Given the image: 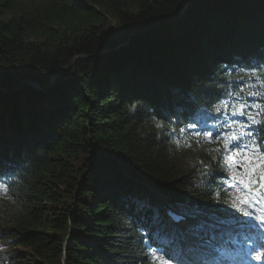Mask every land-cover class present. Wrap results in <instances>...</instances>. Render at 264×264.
<instances>
[{"label": "trees", "instance_id": "trees-1", "mask_svg": "<svg viewBox=\"0 0 264 264\" xmlns=\"http://www.w3.org/2000/svg\"><path fill=\"white\" fill-rule=\"evenodd\" d=\"M249 116L264 0H0V264H149L177 240L152 190L237 221L224 156L264 151Z\"/></svg>", "mask_w": 264, "mask_h": 264}, {"label": "snow or ice", "instance_id": "snow-or-ice-1", "mask_svg": "<svg viewBox=\"0 0 264 264\" xmlns=\"http://www.w3.org/2000/svg\"><path fill=\"white\" fill-rule=\"evenodd\" d=\"M250 94L259 95V93ZM227 107L228 105L225 103L224 108L226 109ZM245 107L246 105H241L232 112V115H246ZM221 110V108L216 109L217 112ZM248 119L253 124L264 123V121H258L254 116H249ZM228 126L231 127V124ZM248 127L250 126L241 124V129H247ZM206 135L211 137V133ZM243 136L254 137V133L242 130L238 136L234 134L230 139L239 140ZM260 148L261 146L256 144L255 139H253L249 144L243 145V147L238 146L229 156L233 179L236 180V185H230V187H237L239 191H243L245 196L244 203H249L253 200L258 202L259 199H264V151H261ZM257 258L259 259V257ZM149 264H171V261L167 257L153 255Z\"/></svg>", "mask_w": 264, "mask_h": 264}, {"label": "rangeland", "instance_id": "rangeland-1", "mask_svg": "<svg viewBox=\"0 0 264 264\" xmlns=\"http://www.w3.org/2000/svg\"><path fill=\"white\" fill-rule=\"evenodd\" d=\"M233 153V150L230 149V151H228V153L224 156V174H225V186H226V191L228 194L229 199L233 202L234 206L240 211V213L242 214V217L245 219L244 221L249 222L251 220L255 221L256 223H260V219L263 217L264 214V199H259L258 202L253 200L250 201L249 203H244V193L243 191H239L237 187H230V185H236V180L233 179V172L230 168V161H229V156L230 154ZM239 159V158H238ZM238 174V173H236ZM144 208H147V206H144ZM247 213V214H246ZM165 224V221H164ZM179 233L183 234L184 233V237L185 240L187 242H184V239H181V241L179 240V238L177 239L178 242V246L179 249H181V246L183 248H185L186 250H190V251H197V250H204L206 253V259L212 263L214 262V260H220V258L218 256H216L215 253L211 252L210 249L200 246L199 244L197 245V243H194V238H190L189 236H187L186 232L184 230V228L182 227L183 223L179 224ZM166 228V227H165ZM164 228V230H165ZM188 233V232H187ZM221 235H219L220 238ZM190 239V240H189ZM184 242V244H183ZM189 244V245H187ZM215 257V258H214Z\"/></svg>", "mask_w": 264, "mask_h": 264}, {"label": "water", "instance_id": "water-1", "mask_svg": "<svg viewBox=\"0 0 264 264\" xmlns=\"http://www.w3.org/2000/svg\"><path fill=\"white\" fill-rule=\"evenodd\" d=\"M54 80V78H52V81ZM26 84H28L29 86H31V87H33L34 89H36V90H40V88L39 87H37L35 84H33V83H31V82H26Z\"/></svg>", "mask_w": 264, "mask_h": 264}, {"label": "bare ground", "instance_id": "bare-ground-1", "mask_svg": "<svg viewBox=\"0 0 264 264\" xmlns=\"http://www.w3.org/2000/svg\"><path fill=\"white\" fill-rule=\"evenodd\" d=\"M183 251V250H182Z\"/></svg>", "mask_w": 264, "mask_h": 264}]
</instances>
